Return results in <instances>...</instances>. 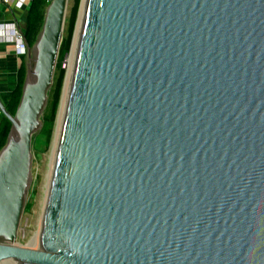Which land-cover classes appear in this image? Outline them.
Returning a JSON list of instances; mask_svg holds the SVG:
<instances>
[{
    "label": "water",
    "instance_id": "obj_1",
    "mask_svg": "<svg viewBox=\"0 0 264 264\" xmlns=\"http://www.w3.org/2000/svg\"><path fill=\"white\" fill-rule=\"evenodd\" d=\"M68 3L27 42L16 114L0 102V264H264V0H82L37 237L17 244Z\"/></svg>",
    "mask_w": 264,
    "mask_h": 264
},
{
    "label": "rangeland",
    "instance_id": "obj_2",
    "mask_svg": "<svg viewBox=\"0 0 264 264\" xmlns=\"http://www.w3.org/2000/svg\"><path fill=\"white\" fill-rule=\"evenodd\" d=\"M81 2L79 5L78 16L76 20V25L74 29V34L72 36L71 48L69 53L64 56L62 61V69L65 71V80L62 89V94L60 98L59 108L57 111V115L55 117L54 122L52 125L51 122L48 121L50 118V110H51V103H52V95L54 90V84L58 77V71H55L54 75V82L53 87L49 93V104L43 116V128L42 130L36 134L33 138V182L31 189L29 191L27 205L25 211L23 213V217L21 219L17 244L22 247H29L33 244V238L37 235L39 224H40V217H41V208H42V201H43V194L45 191V184L47 179V174L50 165V158L51 153L54 145L55 133L57 124L59 121V115L61 111V101L63 99V92L66 86V76L70 71L71 64L70 59L72 56V48L75 40V34L77 32V21L79 19V13L81 9ZM75 0H69L67 13L65 18L64 30H63V41L68 37V27L70 24V16L72 10L75 7ZM51 131L52 136L50 141L48 140V133Z\"/></svg>",
    "mask_w": 264,
    "mask_h": 264
},
{
    "label": "trees",
    "instance_id": "obj_3",
    "mask_svg": "<svg viewBox=\"0 0 264 264\" xmlns=\"http://www.w3.org/2000/svg\"><path fill=\"white\" fill-rule=\"evenodd\" d=\"M75 7L72 10L71 16H70V24L68 27V37L66 40L62 42L61 48H60V54L58 59V64L56 70L58 71V77L54 84V90L52 95V103H51V110H50V118L48 121H50L51 125L55 120V117L57 115V111L59 108L60 98L62 94V89L64 85L65 80V71L62 69V61L64 59V56L69 53L71 48V42H72V36L74 34V29L76 25V20L78 16V10L81 0H75ZM49 4L46 0H32L29 8L27 23H26V29L24 36L27 40V42L30 45H33L42 29L43 22H44V16H45V9ZM27 68L23 66L21 68L20 74H19V84L18 87L14 90V92L10 96L9 105H8V111L11 115H15L18 109V106L21 101L22 92H23V86L26 78ZM11 130V123L7 118L3 119L2 127L0 130V150L5 146L8 135ZM48 140L50 141L52 133L51 131L48 133Z\"/></svg>",
    "mask_w": 264,
    "mask_h": 264
},
{
    "label": "crops",
    "instance_id": "obj_4",
    "mask_svg": "<svg viewBox=\"0 0 264 264\" xmlns=\"http://www.w3.org/2000/svg\"><path fill=\"white\" fill-rule=\"evenodd\" d=\"M30 4L21 9L0 7V102L7 111L10 96L19 84L21 68H27V56L17 48L12 26L25 33ZM4 118L0 116V130Z\"/></svg>",
    "mask_w": 264,
    "mask_h": 264
},
{
    "label": "built area",
    "instance_id": "obj_5",
    "mask_svg": "<svg viewBox=\"0 0 264 264\" xmlns=\"http://www.w3.org/2000/svg\"><path fill=\"white\" fill-rule=\"evenodd\" d=\"M32 0H0V7L7 6V7H14L16 9H21L24 6H28L31 3ZM48 4H50L53 0H46ZM12 29L14 30V37L17 41L16 46L21 51L22 55L27 56L28 55V45L25 36L23 35L24 32L20 30L18 31L16 26H12ZM2 29L0 28V31ZM23 32V33H22ZM3 113L0 110V116H2Z\"/></svg>",
    "mask_w": 264,
    "mask_h": 264
},
{
    "label": "bare ground",
    "instance_id": "obj_6",
    "mask_svg": "<svg viewBox=\"0 0 264 264\" xmlns=\"http://www.w3.org/2000/svg\"><path fill=\"white\" fill-rule=\"evenodd\" d=\"M82 17V15H81ZM81 22H82V19L80 18V21L78 22V25H77V32L75 34V40H74V44H73V48H72V56H71V59H70V64H71V68H70V71L69 73L67 74L66 76V84H67V80H68V77L73 69V64H74V60H75V56H76V52H77V45H78V39H79V32H80V27H81ZM65 89H66V86H65ZM65 89H64V94H65ZM63 99H64V95H63ZM63 99H62V103H61V110H62V104H63ZM61 113V111H60ZM37 237V235L33 238V243L35 242V238ZM2 264H16L15 262L11 261V260H5Z\"/></svg>",
    "mask_w": 264,
    "mask_h": 264
}]
</instances>
